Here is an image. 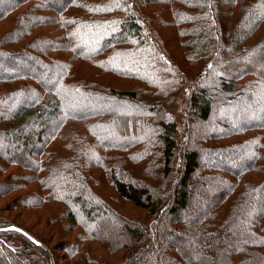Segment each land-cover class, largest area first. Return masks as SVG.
I'll use <instances>...</instances> for the list:
<instances>
[{"label": "trees", "instance_id": "trees-1", "mask_svg": "<svg viewBox=\"0 0 264 264\" xmlns=\"http://www.w3.org/2000/svg\"><path fill=\"white\" fill-rule=\"evenodd\" d=\"M35 1V5L41 6L42 2L47 5H51L54 9L61 13H67L70 11L72 4L75 0H67V2L61 6H56L53 2L48 0H15L14 4L7 7L4 11L0 12V22L9 20L12 14L22 12L18 11L21 7ZM56 1V0H53ZM88 2V0H85ZM101 4H94L93 8L99 12L101 8L104 11H100L98 14L107 15L106 18L101 16L100 21H93L88 19V11L95 13L94 9H86L83 11L84 19L82 18H70L69 24H64L65 28H69L70 32L67 31L66 35H63L65 42H59L53 38H44L42 44H54L59 46L60 53L67 51L74 54V57L78 60L80 58L83 61L99 60L101 56H104V60L96 61L92 65L97 69H100L103 73H110L116 77L122 79H139L146 85H150L151 90L141 89L142 92L137 89L134 90L119 91L107 88V91L99 88L89 89L91 91L90 96H99L106 101L110 100L112 103L120 101L122 98L132 101L133 104L128 103L127 106L133 108L132 112L127 111L123 115L115 113H106L103 110L97 112H91L86 114H79L78 116L72 115L68 112L65 113L62 103L58 102L53 90H47L53 93V97L48 94L43 97L40 101H32L23 108H20L17 112L9 117L11 128L0 134L3 138L2 141H8L9 145L19 144V146L30 145L32 127L41 128L42 134L39 136L37 150L39 157H43L47 153V147L49 145V129L55 125L61 131L63 123L57 126L59 123L58 115L63 112L66 116H71L75 121H83L84 118H98L108 115L109 119L106 122H98L93 127L99 126V128H112L115 130L116 124L128 137V132L132 133L136 130L139 133L137 139L130 144H126L124 148L122 145L107 143L104 139H99L93 132L92 135L97 138L98 144H91L90 141L86 143L90 154L95 155L96 147L105 151V148L115 149L119 151H125L130 149L132 146H136L138 141H142L141 135L152 136L150 140L157 141V145L161 147L159 155L161 156L163 165L161 170V177L159 180H165L169 194L164 197L161 196L156 188L149 189L146 186L135 189L125 182L119 181L114 178V186L121 196V198L133 203L135 207L147 211L144 224L140 225L135 220H129L126 217H122L121 214L114 211V209H102L97 208L94 205L87 203L89 207L90 216L93 217L94 221L98 220L97 217H105L106 227L111 224L112 220H117L124 225L122 231L121 227V239L124 241L116 243V245L109 246L112 253L118 252V250H124L126 257L123 258L122 264H264V171L260 174L257 167L264 166V156L258 153L251 145L260 146L262 142L260 137H251L219 147V150L223 149L225 154L230 156L232 161H238L240 165L236 169L231 170L226 166L218 167V165H211L208 168L201 170L203 175L199 176L197 182L198 186L204 191L210 192L216 197V204L214 206L196 208L195 214L187 217L183 222H189L188 229H184V224L177 222L175 225H170L166 222L167 218H175L180 210L186 209L191 203V179L201 168V155L198 150L210 148L207 144L208 141L214 140H226L225 138L230 136L242 137L247 132H255L258 129L264 131V121L258 124H251L249 126L242 125L237 128L235 123H232L230 119L221 120L220 113L230 110L232 104L240 103L236 107L235 111H232L236 117L244 115L243 112L247 111V106L241 107L242 103H246L242 98L245 97L246 88L244 83L246 80L256 85L258 80H264V73L261 70L255 69L253 64L264 63V0H210L204 5L205 17H199L196 13L186 12L188 4L185 1H180L181 5H184L185 10H182L183 21L172 22L171 26L179 31L182 38H187L186 44L192 49L193 55L198 62L206 61L209 65V70L206 73V77L202 80V84L205 87H197L194 93L189 97L190 102V117L191 123L194 120H199L201 123H207L210 121L213 115L219 116L217 125L220 124L221 128H231V131L222 129L216 131L210 139H199L200 148L196 149L195 146L189 145V142H184L181 145V135L177 124L173 123L171 117L166 115L163 105L167 99L171 100V96L174 92L169 88L167 95L163 94V76L167 75L164 73L165 67L162 64H156L152 62V59L162 58L163 53L166 54L167 60L169 61L168 53H166L165 47L163 46L162 39L158 34V28H156V15L159 12H154L151 16L143 15L141 10L143 8L157 6V5H172L175 0H99ZM46 5V6H47ZM31 7V8H32ZM213 7V12H212ZM30 8V9H31ZM209 8V9H208ZM214 13V22L211 23ZM33 14L31 10L23 15H19V26L21 27L22 17L27 18L26 23H31L32 26H39L40 22L39 15ZM224 17H227V23L223 24ZM188 18V19H187ZM191 23L185 28V24ZM147 22V23H146ZM154 24L153 28L150 23ZM150 27V28H149ZM182 28V29H181ZM185 28V29H184ZM86 30H91L90 35L87 34ZM150 32L148 36H144L147 32ZM86 33V34H85ZM83 34V35H82ZM94 34V37H90ZM151 36H155L156 40L151 39ZM86 37V38H84ZM84 38V39H83ZM68 39V42L66 41ZM96 39L98 46L88 53L81 54L78 48L80 42L83 44L90 43L91 40ZM7 40V39H6ZM6 40L0 41V55L15 60V54L6 53L3 49V45L9 44ZM16 41V40H15ZM30 51L35 50L34 45L29 48ZM83 51V50H81ZM113 51L108 56V53ZM198 53V54H197ZM14 54V55H13ZM232 56V60L229 61L228 57ZM22 57H17L20 59ZM165 58V57H164ZM16 59V60H17ZM118 59V60H117ZM56 58L48 54V58H44V61L49 64H55ZM81 61V60H80ZM173 62V60H171ZM169 61V63H171ZM66 63L70 64L69 60ZM87 63V62H86ZM253 63V64H252ZM224 66H223V65ZM56 65V64H55ZM33 67V65L31 66ZM36 69V68H35ZM38 69V68H37ZM234 69L231 72H235V75L227 81L225 78L221 83L217 85L219 89H212L208 86L210 83L216 82L214 79L215 73H224L228 75L229 70ZM236 69V70H235ZM161 71L163 72L161 74ZM36 73H30L29 71H17L9 73L3 77L0 76V84H12L15 86L11 89L10 95L26 93L27 91L32 93L35 90L33 87H29L26 82L36 80ZM39 79V78H38ZM169 83H174L173 79H165ZM260 85H264V82H260ZM55 88H64L70 95H77L80 93V89L75 86L62 85L58 80L55 83ZM90 85V83H86ZM184 85H187L184 83ZM248 85V83H247ZM259 87V86H258ZM156 90H153V89ZM260 88H258L259 90ZM25 90V91H24ZM233 91V92H232ZM89 92V91H88ZM145 95L144 99L140 98V94ZM170 93V94H168ZM149 98H156L154 104H160L158 107L149 108V111L153 114L152 123H149L145 117L146 113L142 109L143 101L146 104H150L146 101ZM175 99L176 96H173ZM121 103V102H119ZM136 104V105H134ZM261 105V103H258ZM122 105V104H119ZM144 106V105H143ZM263 115L264 119V104ZM145 107V106H144ZM120 108V107H119ZM122 110V108H120ZM244 110V111H243ZM125 114V115H124ZM144 115V117L142 116ZM152 117V116H151ZM28 124V126H27ZM76 124V123H74ZM139 124L143 127L140 129ZM27 126L31 129L26 135H18V130L22 131L23 127ZM215 126V128H216ZM135 127V129H134ZM154 127L159 132L158 135L152 134ZM32 131V132H31ZM91 129L89 128V132ZM46 137L42 138V135ZM86 134V133H85ZM130 134V135H132ZM49 135V136H48ZM85 136V135H84ZM134 136H132L133 138ZM243 138V137H242ZM188 139V138H187ZM192 139V136L191 138ZM40 141V142H39ZM154 142V141H153ZM43 143L44 146L41 144ZM186 143V145H185ZM134 144V145H132ZM248 145L247 149L252 152L253 155L250 158L243 159L240 157L243 150L242 147ZM35 147V146H34ZM128 147V148H127ZM185 148L181 154L180 149ZM241 151V152H238ZM38 152V151H37ZM3 154H7L5 151ZM116 153V154H114ZM108 155L106 158L107 163L111 165L109 160H112V166H117L120 163L128 168L129 174H139L138 169H133L132 165L127 162V158L120 154L123 152H114ZM143 153H147L144 150ZM237 153V155H235ZM240 153V154H239ZM177 154L180 158H177ZM6 157L7 156H3ZM91 163L93 164L92 158ZM129 158V157H128ZM140 158H144L142 155ZM238 158V159H237ZM11 161H16L10 158ZM28 160V159H27ZM32 160V158H31ZM177 160L180 164L177 173H173V163ZM33 161V160H32ZM90 161V160H89ZM19 161L18 163H20ZM34 162V161H33ZM30 160L27 162L23 160V164L31 166L33 164ZM40 162V160H38ZM27 163V164H26ZM237 163V162H235ZM245 163V165L243 164ZM73 166L77 168V162L73 161ZM134 166L139 165L138 162H133ZM129 165V167H128ZM153 168H149V170ZM86 175V174H85ZM254 178H256L254 180ZM259 178H263L261 181H256ZM162 183V182H161ZM153 185V184H149ZM162 187H165L163 184ZM145 188V189H143ZM156 190V191H155ZM79 192V191H78ZM89 198L92 202H97L99 198L95 196L91 190ZM81 198H76L80 202ZM98 200V199H97ZM83 206L86 207V202L81 201ZM99 205L100 203L97 202ZM165 212L164 217H160L161 212ZM149 220V218H151ZM69 222L72 227L76 225V216L74 214H68ZM155 221H152L154 220ZM158 218V219H157ZM178 219V218H177ZM135 230H132L133 227ZM184 226V227H181ZM11 227V226H10ZM99 232H104V225L98 226ZM6 226L2 225L0 221V229H6ZM9 228V227H8ZM18 228V227H17ZM146 228H150L147 231ZM23 232H18L26 238V242L29 247L15 248L12 245L11 239L7 237L11 231L0 230V247L8 252V258L13 261L14 264H55L53 255L49 252V249L43 244L34 243L28 236L35 239L36 242L40 243L27 231L19 228ZM96 230V229H95ZM98 230V229H97ZM147 236L155 233V236L150 237L152 241H148L144 245L143 242H139L145 235ZM17 232V231H14ZM203 232L202 237H207L209 240V247L207 249H196L197 240L194 241L187 247L175 248L172 254H165L163 252H155V245L158 239H163L164 236H171L174 238H182L186 235H192ZM188 233V234H187ZM92 236V234H90ZM90 236V237H91ZM158 237V238H157ZM148 238V237H147ZM97 241H100L101 235L95 237ZM101 242V241H100ZM27 245V246H28ZM42 250H40V247ZM20 252V256L17 254ZM199 252V253H198ZM116 254V253H115ZM18 257L19 260L16 258ZM89 257V255L87 256ZM11 261V262H12Z\"/></svg>", "mask_w": 264, "mask_h": 264}, {"label": "rangeland", "instance_id": "rangeland-1", "mask_svg": "<svg viewBox=\"0 0 264 264\" xmlns=\"http://www.w3.org/2000/svg\"><path fill=\"white\" fill-rule=\"evenodd\" d=\"M48 1L53 2L56 6H61L67 2V0ZM182 1L188 4L186 12L190 11L191 13H196L199 17H205L204 5L207 4L208 6L210 0ZM14 2L15 0H0V12L14 4ZM96 3L101 4L102 1L88 0V2H86L85 0H75L70 11L61 13L45 2H42L40 7L38 5L32 7L36 4L34 1L31 2L30 5L27 4L18 10L24 11L12 14L9 20L0 22V41L7 39L4 43H9L3 45L4 51L10 54L14 53L15 55H13L16 59L17 57H22L17 60H12L7 54V57L0 55V76L3 77L17 71H29L30 73H36V76H38L36 80L26 82L29 87L35 88V90H32V93L27 91L26 93L21 92V94H14L11 96L9 91L14 89L15 86L6 83L0 84V134L11 128L10 123H7L9 122V117H12L20 108L27 106L31 100L40 101L47 94L53 97V93L47 90H53L54 94L56 93V95L59 96L56 97L58 98L57 101L62 103L65 113L68 112L76 116L79 114L97 112L99 110H103L106 113L117 112L118 115H123V113L127 111L132 112L133 110L131 106H127L128 103L133 104L132 101L128 102V100L122 98L120 101L112 103L110 100L106 101L99 96H90L91 91L89 89L99 88L107 91V88H110L114 89V91L134 90L135 92H137V89H139L140 92H142L141 89L151 90L150 85H146L139 79H122L110 73H103L100 69L92 65L94 62L96 63V61L100 62L104 60L105 55L101 56L99 60L93 61V63L90 60L83 61L81 58L80 61L74 57L73 53L70 54L68 50L60 53L58 45L48 44L46 46L40 43L45 37L59 40V42H65L63 35H66L67 31L70 32V29L65 28L63 25L65 23L69 24L70 18L72 17L85 20L83 11L91 8L94 9L93 6ZM30 10L35 16H40L38 21L40 25L36 27L32 26V19L31 23L29 22L27 24V18L22 17L20 27L17 17ZM182 10H185L184 5H181L179 0H175L172 5L160 4L151 6L143 8L141 12L147 17L151 16L156 11L159 12V15H156V28H158V34L162 39L166 53H168L167 56H169V61L173 60V62L171 61V63H169L164 53L162 58H157L156 60L152 59L154 65L160 63L165 67V70H167L164 72L167 75L162 78L163 94L166 92L165 95H167L169 88L174 92L171 96V100L167 99L168 101H165L163 109H165L166 115L171 117L173 123L177 124L181 132V135L178 136L181 145L186 141L189 142V145L193 143V146L197 149L198 147L200 148V144H203V142L199 144V139L208 140L216 131L222 129L231 131V128H221L220 124L216 126L219 118L217 114L213 115L210 121L205 124L199 122V120H194V118L193 124L191 123L192 118L190 117L189 97L193 95L197 87L206 86L199 85V83L206 77L205 75L209 70L210 64L206 61H203V63L198 62L195 58V56H197L196 53L193 55L192 49L186 44V40L188 39L182 38L179 31L171 26L172 22H181L185 20L182 18ZM94 11L95 13H90V11H88V19L100 21L101 16L104 14L98 13L100 11L105 12V10L101 8L99 12L96 11V9H94ZM106 16L107 15H104L103 17L106 18ZM212 18L211 23H215L214 13ZM227 19V17H224L223 24L227 23ZM190 24L191 23L187 22L185 28ZM150 25L153 28V22L150 23ZM90 31L91 30H86L88 35H90ZM148 34H150L149 31L147 34L145 33L144 36L147 37ZM92 36L94 37V34L90 37ZM151 39L156 40L155 36H151ZM66 41L68 42V39H66ZM33 45L35 50L37 49L35 52L29 49L32 48ZM97 46L96 39L91 40L90 43L83 44V42H80V44H78V48L83 50H79L81 54L88 53L94 48L96 49ZM112 52L113 51H110L108 56L112 54ZM48 54L56 58V65L44 61V58H48ZM232 58L233 57L229 55L228 60L231 61ZM67 60L71 63H66ZM32 65L33 67H31ZM253 65L255 69L261 70L264 73V63H259V65L256 63ZM232 70L234 69L229 70L228 75L222 72L215 73L214 79H216V82H209L210 85L208 87L213 90L219 89V85L217 84L221 83V79L223 80L225 78L229 81L235 75L237 70L235 69V72H231ZM162 73L161 71V74ZM167 78L173 79L174 83H168L167 80H165ZM58 80L62 85L75 86L80 89L81 92L77 93V95H70L64 88H55V83L57 82L58 85ZM0 81L5 82V80ZM248 81L252 80H246L244 83L245 85H243L246 88V93L242 100L246 103H242L241 107L247 106L245 108L247 111L243 112L244 115L236 117L232 114V111H235L240 103L232 104L230 110L220 113L221 120H227L228 118L232 123H235L237 128L242 125L249 126L264 121L262 118L263 106H261L264 104V85L262 86L259 84L260 82L263 83L264 80H258L260 82L256 85ZM86 83H90V85H86ZM184 83L187 85H184ZM258 88L260 89L258 90ZM153 90L156 89L154 88ZM173 96H176V98L174 99ZM144 97L145 95L141 93L140 98L144 99ZM153 100H156V98H149L146 100L150 102L149 105L143 101H139V103H142V109L145 111V117L149 123H152L153 120V114L149 111V108L160 106V104H154L155 101ZM258 103H261V105ZM119 107L122 108V110H120ZM71 116H66L63 112L58 115L60 120L59 123L57 121V126L63 123L62 129L59 131V128L55 125L52 129H49V135L51 134L50 136L48 135L50 142L47 147V153H45L43 157L38 156L40 150H37V139H39V136L43 132L41 128L32 127L33 132L31 131L32 133L30 136L32 143L27 146H19V144L9 145L8 141H2L3 138L0 137L2 139L0 140V221L2 225L7 228L10 226L18 227V229L21 228L30 233V235L38 241L40 240V244L47 247L51 255H53L55 264H122L123 258L126 257L125 251L120 249V251L118 250L115 254L110 251L109 246L116 245L118 242L124 243L121 239V229L123 231L124 225L121 226L119 221L112 220L108 228H105V222L107 221L106 219L104 220V218H106V216H99L97 217L98 220L94 221V218L90 216L87 203L102 209L104 212L112 208L115 212L121 214L122 217L135 220L139 222L140 225H145L144 221L147 219V211L139 209L135 207L133 203L121 198L114 186L113 180L117 178L119 181L129 184L135 189L141 188L142 185L146 186L145 188L151 186L149 189L155 187L161 196L164 197L168 195L169 189H167V187L169 186H166L164 183L165 180H159L156 174L158 173L159 177L162 176L161 170L163 162L159 155L161 147L156 144L157 141L155 137L153 142L150 140L152 136L148 137V135H141L139 137L142 138V141H138L137 145L132 146L130 149L127 147L128 150L119 151L105 148V151H102L97 145L96 151H94L95 155L92 156L86 147L88 141H90L91 144H98L99 142L96 138L98 137L99 139H104L107 143L118 145V147L122 145L121 148H124L126 144L133 143L137 139L139 133L136 132V130L139 131L138 127L133 134L128 132L129 135L126 137L123 130L117 125L118 123L116 124L115 130L110 127L104 128L105 126L102 128H99V126L93 128L97 124V121L106 122L109 119L108 115L98 118L86 117L83 121H75ZM142 116L144 117V115ZM27 126L23 127L22 131L18 130V135L25 136L26 133L31 130L29 127L26 128ZM139 126L140 129L143 128L140 124ZM89 128L91 129L90 132ZM93 132L96 137L92 135ZM151 132L152 134H159L155 127ZM46 134L47 132H45V135H42V138H45ZM132 136L134 137L132 138ZM191 136L192 139H190ZM242 137L230 136L225 138L226 140L208 141L207 145L210 148L198 150L201 155V169L196 172L191 179V203L186 209L180 210L175 218H167V223L173 226L177 222L180 224L182 222L185 227H181L188 229L190 223L183 222V219L186 220L187 217L194 215L197 207H208L216 204L215 195L204 191L196 182L199 176L203 175L201 170L211 165H218L219 168H221V166H226L231 170L242 166L238 164V161H232L230 156L223 152L225 150H219V147L230 145L237 140L260 137L262 140L260 146H251L258 153H264V131L258 129L255 132H247ZM41 144L44 146L43 143ZM247 147L248 145H244L242 147L243 150H241L243 151L242 154H239L240 157L248 160L253 154L245 149ZM144 150H146L147 153H143ZM184 150L185 148L181 147V154ZM3 151L7 154H3ZM114 152L125 153V155L120 153H118V155L125 156L127 158L126 163H130L133 169H138L139 174L135 175L134 172L129 174L130 170L128 171L127 166L125 167L123 163L112 166V160H109L111 163V165H109L106 158L109 154ZM141 155L144 158H140ZM235 155H237V153H235ZM262 155L264 156V154ZM3 156H7V158ZM88 157L92 158L93 164ZM10 158L21 162L11 161ZM177 158H180L179 154H177ZM27 159L33 162L31 166L23 164V160L27 162ZM38 160H40V162H38ZM74 160L77 162L76 169L72 164ZM133 162H138L139 165L134 166ZM243 164L245 165V163ZM179 166L180 164L175 160L173 163V173L178 172ZM150 167L153 168V170H149ZM257 170H260L259 173L263 174L264 166H260V168L257 167ZM255 179L256 178H254V180ZM261 180H263V178H259L256 181ZM163 184L165 187H162ZM91 190L96 193L95 196L99 197L96 201L99 202L100 205L97 202H92L91 198H89L92 193ZM77 197L81 198L80 202H86V207L83 206V203L76 200ZM69 213L76 216L75 227H72L69 218H67ZM164 215L165 212L163 211L159 216L163 218ZM150 219H152V217L149 218V220ZM152 221H155V219ZM101 224L104 225L103 229L105 228L103 233L99 232L98 226ZM135 229V227L132 228V230ZM146 229L150 231V228ZM147 231L145 232L146 236L139 241L140 243L143 242L142 245L153 240L152 238L150 239L152 234L155 236L153 232H151V235L147 236ZM90 234H92V236ZM6 235L11 239L12 245L15 248L29 247L26 238L22 234L13 231ZM99 235H101V242L95 239V237H99ZM203 235V232H201L193 234L192 237L189 234L182 238L164 236L163 239H158L154 247L156 249L155 252H157V254L163 252L171 255L176 247L187 248L194 240L198 241L196 243V249L200 252L209 247V240L207 237H202ZM192 238H194V240ZM39 249L42 250L41 247ZM17 255L20 256V252ZM88 255L89 257H87ZM16 258L19 260L18 257ZM11 261L12 260L8 258V252L0 247V264H14L13 261ZM141 264L143 263L141 262Z\"/></svg>", "mask_w": 264, "mask_h": 264}, {"label": "water", "instance_id": "water-1", "mask_svg": "<svg viewBox=\"0 0 264 264\" xmlns=\"http://www.w3.org/2000/svg\"><path fill=\"white\" fill-rule=\"evenodd\" d=\"M0 230H7V231H17V232H23L21 231L20 229L16 228V227H9V228H6V229H0ZM34 243L40 245V243L36 242L35 239H32L30 236H28Z\"/></svg>", "mask_w": 264, "mask_h": 264}]
</instances>
